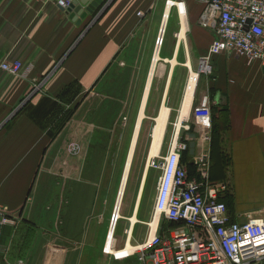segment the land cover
Segmentation results:
<instances>
[{
	"label": "crops",
	"instance_id": "obj_1",
	"mask_svg": "<svg viewBox=\"0 0 264 264\" xmlns=\"http://www.w3.org/2000/svg\"><path fill=\"white\" fill-rule=\"evenodd\" d=\"M57 1L0 0V59L22 65L19 74L0 72V207L15 215L14 223L0 224V264H136V256L115 259L105 251L109 234L111 248L121 251L142 243L153 221L162 235L174 228L152 220L160 173L146 161L166 154L169 115L213 33L198 25L202 0H101L79 24ZM206 77L195 87L180 138L209 135L195 154L203 149L210 180L226 184L219 200L233 221L256 218L264 209V68L221 53ZM148 83L120 217L111 224ZM162 105L169 115L151 156ZM137 150L144 167L124 206Z\"/></svg>",
	"mask_w": 264,
	"mask_h": 264
},
{
	"label": "built area",
	"instance_id": "obj_2",
	"mask_svg": "<svg viewBox=\"0 0 264 264\" xmlns=\"http://www.w3.org/2000/svg\"><path fill=\"white\" fill-rule=\"evenodd\" d=\"M202 1L198 25L211 30L213 38L198 60L197 74L210 75L211 60L221 53L242 57L248 63L258 61L264 68V0ZM68 2L57 1L61 6ZM21 66L18 60L0 59V72L19 74ZM195 142L196 148H203L209 135L201 134ZM187 150L188 141L174 131L166 154L146 161L147 168L160 173L152 220L157 216L174 223L171 233L162 235L158 224H148L142 243L113 257L136 256V264H264V209L256 218L233 221L219 200L227 186L210 180L206 152L202 149L192 156L190 171L181 160ZM14 222L15 215L0 207V224ZM3 250L0 245V253Z\"/></svg>",
	"mask_w": 264,
	"mask_h": 264
},
{
	"label": "bare ground",
	"instance_id": "obj_3",
	"mask_svg": "<svg viewBox=\"0 0 264 264\" xmlns=\"http://www.w3.org/2000/svg\"><path fill=\"white\" fill-rule=\"evenodd\" d=\"M179 10H180V13L183 14V9H182L181 5H179ZM183 33H184V27H183V29H182V31L180 33V37L183 36ZM158 43H159V41H158ZM157 59H158V55H157V52H156L155 57H154V61L157 60ZM151 75H152V70L150 71L149 80H151L150 79V77H152ZM197 80H198L197 72L193 71V70H190L189 77H188L187 82L185 84L183 97H182V101H181V105H180V109H179V114H178V117H177V121L175 123L176 134L179 132L180 127L182 125L181 121L183 119H186L187 116H188V112H189V108H190V105H191V102H192V98H193V95H194V91H195V87H196V84H197ZM148 88H149V83L146 86L145 93H144V99H143V101L141 103V107H140V111H139V115H138L139 117H138V121H137V124H136V129H135V132H134V136H133V139H132L131 148H130V151H129L128 163H127V166H126L125 173L123 175L122 181H121L120 186H119V192H118L116 207H115V211H114V214H113V222L116 221L120 217L119 216V210L117 209V207H119L121 195H122L123 190H124L123 188H124V184H125L126 171H127V167H128L130 158H131L133 145L135 144L134 141H135V138H136L139 122H140V119L143 116V108H144V104H145V99H146V95H147V92H148ZM168 115H169V109L166 106L162 105L161 108H160L159 114L155 118V125H154V127L152 129L151 153H150L151 156L152 155L156 156L157 151H159L158 148L160 147V143H161V140H162V137H163V133H164V129H165V126H166ZM156 218H157V216L154 218V220ZM134 220H135V218L133 217L132 218V222ZM153 225H155L154 221L151 223L150 226L151 227H155ZM110 244H111V232L109 234V239H108L107 245L105 247V251L109 252L110 254H116L117 256L120 257V255H122L124 253H127L129 250L133 249V246H130L129 244H127L126 247L123 250L114 251L111 248Z\"/></svg>",
	"mask_w": 264,
	"mask_h": 264
},
{
	"label": "rangeland",
	"instance_id": "obj_4",
	"mask_svg": "<svg viewBox=\"0 0 264 264\" xmlns=\"http://www.w3.org/2000/svg\"><path fill=\"white\" fill-rule=\"evenodd\" d=\"M196 71V70H195ZM209 76V75H208ZM198 83L196 84L197 87H196V91L200 89V84L203 83L204 80H206V76L205 75H199L198 76ZM210 78V77H208ZM155 86H153L154 88ZM152 93V92H151ZM196 93V92H195ZM152 103V102H151ZM151 103H148L149 105ZM180 105V103H178ZM172 110V112L170 113L169 115V119H168V123H167V128H166V131H165V135H164V141H163V146H164V150H166V146L169 144L170 140H171V136H172V133L174 132V125L176 123V119H177V111H178V106ZM192 111H193V107H192ZM148 112V111H147ZM145 126H147V128L149 129V127H152V121H149V120H146L145 121ZM150 133V132H149ZM149 134H147V131L146 133L142 132L141 133V137H140V141H142L143 143H147L148 140H150V138H148ZM180 136L182 137V133L180 134ZM143 154H141L140 150H137L136 153L134 154V158H133V161H132V164H131V167H130V172H129V177H128V187L126 189V198H125V202H124V206L126 205L127 203V199H128V191L130 190L131 188V185L133 183V178H134V175L136 174V172H138L140 170V168H143ZM149 188H150V182L147 180L146 181V184H145V194L143 195L142 197V200H141V211L144 209L145 205H147V190L149 191ZM141 215V214H140Z\"/></svg>",
	"mask_w": 264,
	"mask_h": 264
},
{
	"label": "water",
	"instance_id": "obj_5",
	"mask_svg": "<svg viewBox=\"0 0 264 264\" xmlns=\"http://www.w3.org/2000/svg\"><path fill=\"white\" fill-rule=\"evenodd\" d=\"M101 2V0H69L66 6L59 5V8L65 15L72 19L73 22L79 24L88 13H93ZM249 21L250 20H247V22ZM195 139L196 136L193 132H187L185 134V140L188 141V153L191 156L195 154Z\"/></svg>",
	"mask_w": 264,
	"mask_h": 264
},
{
	"label": "trees",
	"instance_id": "obj_6",
	"mask_svg": "<svg viewBox=\"0 0 264 264\" xmlns=\"http://www.w3.org/2000/svg\"><path fill=\"white\" fill-rule=\"evenodd\" d=\"M218 133H213L212 134V138L214 139L215 136H217ZM188 159V150L183 152L182 156H181V160L184 164H186V166L188 167V169L191 171V162H187Z\"/></svg>",
	"mask_w": 264,
	"mask_h": 264
}]
</instances>
